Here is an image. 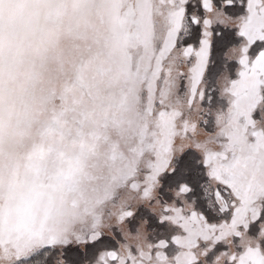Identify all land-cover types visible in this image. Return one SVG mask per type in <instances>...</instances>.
Returning <instances> with one entry per match:
<instances>
[{
    "label": "snow or ice",
    "instance_id": "1",
    "mask_svg": "<svg viewBox=\"0 0 264 264\" xmlns=\"http://www.w3.org/2000/svg\"><path fill=\"white\" fill-rule=\"evenodd\" d=\"M0 264H264V0H0Z\"/></svg>",
    "mask_w": 264,
    "mask_h": 264
}]
</instances>
